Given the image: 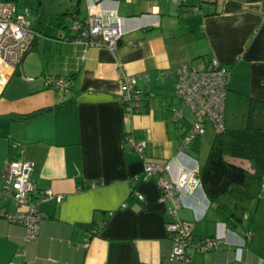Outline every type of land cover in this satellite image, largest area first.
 <instances>
[{
	"label": "crops",
	"instance_id": "obj_1",
	"mask_svg": "<svg viewBox=\"0 0 264 264\" xmlns=\"http://www.w3.org/2000/svg\"><path fill=\"white\" fill-rule=\"evenodd\" d=\"M90 6L124 17L115 50L84 49L58 27L61 13L73 10L65 18L71 26ZM55 8L49 30L29 24L33 48L0 83V190L6 162L27 160L37 187L62 198L40 203L44 220L28 242L22 225L0 218V264H180L166 233L168 203L155 180L142 176L144 161L167 163L164 177L172 179L202 164L198 152L181 148L186 122L170 116L179 104L173 74L179 66L202 69L215 59L230 69L228 89L264 100L262 0H58ZM140 73L144 107L130 114L120 99L121 75ZM46 76L70 80L68 90L45 85ZM125 135L146 141L143 157ZM258 204L259 198L250 208ZM178 216L193 222L194 237L224 242L205 252L189 249L190 264H264V226L256 227L252 211L232 228L198 188L181 197Z\"/></svg>",
	"mask_w": 264,
	"mask_h": 264
},
{
	"label": "built area",
	"instance_id": "obj_2",
	"mask_svg": "<svg viewBox=\"0 0 264 264\" xmlns=\"http://www.w3.org/2000/svg\"><path fill=\"white\" fill-rule=\"evenodd\" d=\"M264 11V0H262ZM124 17L116 9H98L88 7L86 17L78 21L73 19L71 28L75 32L72 42L88 47H106L115 50L123 35ZM36 32L29 26L24 14L20 13L14 2L0 1V83L19 66L24 54L31 46ZM131 46L140 41L129 42ZM229 67L210 59L202 69L190 65H181L173 72L175 77L174 96L179 104L170 107V116L178 124L185 123L181 136V148H190L194 141L204 135L208 129L219 133L224 129L225 98ZM144 73L136 75H121L120 99L126 112L137 114L143 111L142 90L137 86V80ZM24 80L33 77L22 75ZM44 84L55 88L68 90L70 80L62 77L46 76ZM187 108L191 118L187 120L183 112ZM127 146L143 157L145 140H136L131 135L124 136ZM32 163L27 160H9L2 172V188L0 190V218L22 225L25 228V241L35 239L39 233L44 214L39 208L41 202L55 199L59 202L62 195L51 189H39L31 179ZM167 163L145 160L142 170L143 177H152L159 189V199L166 201V233L172 242L171 257L180 264H190L189 249L200 252L221 247L224 242L218 237H194L193 222L181 219L178 211L181 207V197H192L200 187L199 165L189 169H181L176 179L165 178ZM139 176L136 177L138 179ZM264 189V180L262 183ZM139 200L143 195L134 191ZM227 264H243L230 262Z\"/></svg>",
	"mask_w": 264,
	"mask_h": 264
},
{
	"label": "trees",
	"instance_id": "obj_3",
	"mask_svg": "<svg viewBox=\"0 0 264 264\" xmlns=\"http://www.w3.org/2000/svg\"><path fill=\"white\" fill-rule=\"evenodd\" d=\"M72 11L57 17L58 27L68 39L75 36L65 20ZM32 48L33 40L28 51ZM198 140L190 146L196 153ZM198 176L199 188L219 219L232 228L242 226L243 215L259 198L264 180V100L227 88L224 129L214 133Z\"/></svg>",
	"mask_w": 264,
	"mask_h": 264
},
{
	"label": "rangeland",
	"instance_id": "obj_4",
	"mask_svg": "<svg viewBox=\"0 0 264 264\" xmlns=\"http://www.w3.org/2000/svg\"><path fill=\"white\" fill-rule=\"evenodd\" d=\"M63 1L67 2V0ZM15 4H17L18 11L25 15L30 26L35 27L36 29L45 27L48 30L49 27H52V23H50L51 15L57 11L55 6L58 4V0H17ZM81 14L82 10H80V15ZM204 135L205 136H203L201 139V148H199L197 154L199 163L203 162L214 133L211 131V129H208L207 133ZM248 211H252V215L255 219L254 224L256 227L264 226V189H262L260 192L257 211H253L252 207H249ZM250 226H252L251 223Z\"/></svg>",
	"mask_w": 264,
	"mask_h": 264
}]
</instances>
